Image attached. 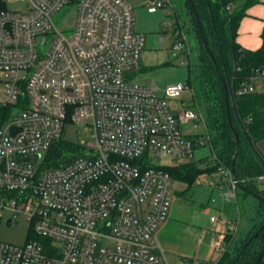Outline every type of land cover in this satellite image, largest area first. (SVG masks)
<instances>
[{
    "label": "built area",
    "instance_id": "obj_1",
    "mask_svg": "<svg viewBox=\"0 0 264 264\" xmlns=\"http://www.w3.org/2000/svg\"><path fill=\"white\" fill-rule=\"evenodd\" d=\"M29 3L21 12L0 0V225L28 222L23 242L0 238V264H169L156 237L174 183L164 167L209 145L205 111L197 104L174 112L169 99L192 90L188 83L159 89L126 78L146 42L129 0ZM69 4H76L75 22L66 34L54 16ZM170 4L147 1L150 12ZM175 47L189 48L182 27ZM263 89L261 65L237 92ZM68 122L89 126L92 139L49 165L46 154ZM187 122L203 123L205 133L185 134L179 124ZM213 154L216 168L204 171L211 186L237 200L240 179ZM165 157L171 162L153 164ZM211 221L219 250L237 222L219 215Z\"/></svg>",
    "mask_w": 264,
    "mask_h": 264
},
{
    "label": "rangeland",
    "instance_id": "obj_2",
    "mask_svg": "<svg viewBox=\"0 0 264 264\" xmlns=\"http://www.w3.org/2000/svg\"><path fill=\"white\" fill-rule=\"evenodd\" d=\"M129 1L134 7L135 28L145 34L146 42L140 55L139 67L128 71L126 78L159 89L166 84L187 83L193 78L192 90H185L179 97L169 99L170 105L175 108L174 112L184 107L197 109V104L205 110L198 78L199 41L185 0H171L172 4L155 12L148 11V0ZM6 4L8 9L21 12H28L30 6L29 0H6ZM75 10L76 4H69L54 16L57 26L66 34L72 32ZM179 25L185 32L189 48L175 47L176 27L179 28ZM193 124L187 122L179 126L185 134L205 133L203 123L198 127ZM62 139L75 143L85 142L92 139V131L86 124L68 122ZM213 156V151L207 144L195 150L192 161L207 160L211 165L214 161ZM153 162V164H167L171 159L165 157ZM37 165L40 166V163ZM210 183V176L202 172L197 176L195 184L186 191L182 190L188 187L187 184L174 180L168 216L156 231V237L165 249L169 264H185L181 261L184 259L182 257L184 254L197 257L210 255L211 239L215 235L217 237L210 220L212 214L222 215L228 220H236V229L232 227L227 231L230 238L234 233L236 239L246 236L254 223L259 220L256 209L260 200L257 196L252 193L244 194L242 188L238 186V202L235 199L228 201L223 191L212 187ZM257 184L261 186L262 182ZM27 230V221L2 223L0 238L20 243L24 241Z\"/></svg>",
    "mask_w": 264,
    "mask_h": 264
},
{
    "label": "trees",
    "instance_id": "obj_3",
    "mask_svg": "<svg viewBox=\"0 0 264 264\" xmlns=\"http://www.w3.org/2000/svg\"><path fill=\"white\" fill-rule=\"evenodd\" d=\"M256 1L192 0V7L190 1L185 0V4L189 8L192 26L199 41V89L207 117L209 145L217 161L230 167L234 176L240 179L239 186L245 194L256 193L264 198V179L262 186L255 181L259 175L264 174V157L256 145L258 140L264 138V89L247 94L237 92L241 80L254 68L264 65V26L261 32L262 44L258 48H246L237 41L240 22L247 14V9ZM228 4H231L230 8H227ZM239 66L241 69H238ZM224 82L235 93V104L230 98L229 109ZM187 83L193 85V78ZM247 134L252 137L258 153ZM78 147V144L61 138L46 154L49 165H59L70 151ZM203 161L190 160L164 168L174 180L187 184L188 187L182 190L186 191L195 184L199 173L213 170L218 164L201 167ZM256 213L260 221L252 226L246 236L233 241L229 235L226 236L230 244L217 260H186L190 264H264V253L260 256L264 249V227L246 245L264 222L263 200H260Z\"/></svg>",
    "mask_w": 264,
    "mask_h": 264
},
{
    "label": "crops",
    "instance_id": "obj_4",
    "mask_svg": "<svg viewBox=\"0 0 264 264\" xmlns=\"http://www.w3.org/2000/svg\"><path fill=\"white\" fill-rule=\"evenodd\" d=\"M147 9H148V7H147ZM263 26H264V0H257L253 5H251L247 9V14L242 18V20L240 22L239 30H238V35H237V41L242 46H244L246 48H250V49H256V48H258L262 44L261 32H262ZM256 145H257V148L261 151V153H262V155L264 157V138L258 140L256 142ZM211 171L212 170H210L208 172H211ZM202 174H205L207 176H210L211 182H212V177H211L210 174L205 173L204 171L202 172ZM258 177L256 178L255 181L256 182H262V180L259 179ZM259 180H261V181H259ZM210 185H212V184L210 183ZM243 193H244V191H243ZM236 201L238 202V198H237ZM212 215H215V214H212ZM210 220H211V217H210ZM258 221H260V217H259V220ZM258 221H256V222H258ZM214 226L215 225L213 223V226L212 227H213V230L215 231V234H217V237H215L216 236L215 235L211 239L210 246H209V248H210L209 249L210 250L209 254L210 255L207 256V257H205V256L197 257V256L185 255L184 254V255H182V257L184 259H181V261H183V263H185V261H186L187 258H192L194 260V262H200V261H209V262L211 261L212 262V261H215L222 254V252L229 246L230 242L226 239V235H228L227 234V231L228 230L225 232V237L224 238L221 237L222 240H223L222 241L221 248L219 250H217L216 248H214L212 246V243L216 239H218L219 238V235H220V232H218L217 230H215L214 229ZM231 238H232L231 241H233L234 239H236V238H234V233L232 234V237ZM199 243L201 244V240L199 241ZM160 244H161V242H160ZM162 248H163V246H162ZM164 251H165V249H164ZM165 254H166V252H165ZM201 255H203V254H201Z\"/></svg>",
    "mask_w": 264,
    "mask_h": 264
},
{
    "label": "water",
    "instance_id": "obj_5",
    "mask_svg": "<svg viewBox=\"0 0 264 264\" xmlns=\"http://www.w3.org/2000/svg\"><path fill=\"white\" fill-rule=\"evenodd\" d=\"M190 1V3H191V5H192V7H193V3H192V0H189ZM195 14H196V16H197V13L195 12ZM198 22H199V26L201 27V23H200V21L198 20ZM204 43H206L205 42V40H204ZM223 81H224V78H223ZM224 85H225V88H226V93H227V102H228V109H229V107H230V103H229V99L231 98L232 99V102L235 104V93H234V90L226 83V82H224ZM228 115H229V118H230V110L228 111ZM230 122H231V120H230ZM241 123L243 124V122L241 121ZM232 127H233V125H232ZM236 135V138L238 139V136H237V134H235ZM247 136H248V139H249V141L252 143V145H253V147H254V149H255V151L257 152V149H256V147H255V144H254V142H253V139H252V137L249 135V134H247ZM236 152H237V150H236ZM258 153V152H257ZM260 155V154H259ZM30 158H32V159H34V160H38L39 159V154H34V155H31V156H29ZM260 157H262L261 155H260ZM255 196H257L260 200H263L264 201V198H262L260 195H258V194H256V193H253ZM264 227V222H263V224L261 225V227L248 239V241L246 242V245L253 239V237H255L258 233H259V231H261L262 230V228ZM263 253H264V249H263V251L261 252V254H260V256H262L263 255Z\"/></svg>",
    "mask_w": 264,
    "mask_h": 264
}]
</instances>
